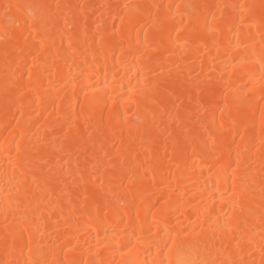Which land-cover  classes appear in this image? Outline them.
<instances>
[{
	"label": "bare ground",
	"instance_id": "bare-ground-1",
	"mask_svg": "<svg viewBox=\"0 0 264 264\" xmlns=\"http://www.w3.org/2000/svg\"><path fill=\"white\" fill-rule=\"evenodd\" d=\"M0 264H264V0H0Z\"/></svg>",
	"mask_w": 264,
	"mask_h": 264
}]
</instances>
